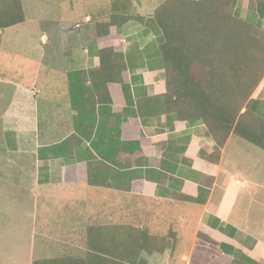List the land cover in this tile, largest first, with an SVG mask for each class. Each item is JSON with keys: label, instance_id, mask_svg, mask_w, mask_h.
Listing matches in <instances>:
<instances>
[{"label": "crops", "instance_id": "0c3cea01", "mask_svg": "<svg viewBox=\"0 0 264 264\" xmlns=\"http://www.w3.org/2000/svg\"><path fill=\"white\" fill-rule=\"evenodd\" d=\"M81 1L0 0V56L30 53L27 46L18 47L21 32L29 27L27 38L39 42L36 73L44 68L67 81V97L51 93L48 101L36 85L26 89L1 81L14 87L6 134L15 138L10 151L18 153L20 171L31 170V192L51 203L63 191V200L82 206L48 238L72 255L85 256L88 226L94 221L103 224L107 218V226L126 228L146 225L155 232L181 220L190 235L198 230L205 238L204 245L185 249V254L195 247L206 251L197 263L214 262L215 253L229 263L264 264V151L233 132L220 144L207 135L202 121H183L167 111L164 37L152 16L165 0H142L136 10L141 18L111 27L104 44L92 27L107 22L104 12L111 0H93L95 8L84 6L88 12L79 20ZM254 3L252 11L250 0H238L236 13L264 31V0ZM18 18L23 21L1 27ZM102 45L123 57L119 82H106L107 76L98 81ZM77 71L89 75L78 83L73 106L68 74ZM24 97L32 105L23 108L17 99ZM248 104L264 120V76ZM33 225L29 231L35 234ZM22 230L15 228L20 235L29 232ZM35 237L0 240V264H32Z\"/></svg>", "mask_w": 264, "mask_h": 264}, {"label": "trees", "instance_id": "16d2710c", "mask_svg": "<svg viewBox=\"0 0 264 264\" xmlns=\"http://www.w3.org/2000/svg\"><path fill=\"white\" fill-rule=\"evenodd\" d=\"M237 1L166 0L155 9L152 16L164 37L161 46L166 65L164 104L177 119L202 121L207 126V135L220 144L233 132L264 151V120L248 104L264 76V31L237 15ZM110 3L104 12L107 22L92 27L98 39H102L99 44L107 41L111 27L141 18L133 0ZM250 4L255 11L254 0ZM22 21L18 18L1 27L9 28ZM100 57L98 81L107 76L106 82H119L125 65L122 55L102 45ZM261 66L259 76L254 77ZM88 75L85 71L68 74L73 106L78 83L87 80ZM244 107L246 111L242 112ZM77 118L76 114L79 129ZM209 241L210 247H214V242ZM202 245L203 241L197 243ZM176 246L175 232L158 236L148 228L91 225L85 256L67 253L53 259H38L32 264H175Z\"/></svg>", "mask_w": 264, "mask_h": 264}, {"label": "rangeland", "instance_id": "374dc122", "mask_svg": "<svg viewBox=\"0 0 264 264\" xmlns=\"http://www.w3.org/2000/svg\"><path fill=\"white\" fill-rule=\"evenodd\" d=\"M141 1L142 0H133V6L136 10L140 7ZM81 2L84 5L77 7L76 10V19L79 20L81 18V14L88 12V9L86 10V7L84 6L92 9L95 8V5L93 6V0H82ZM106 3L107 2L105 0L104 4ZM161 4L162 1L160 5ZM156 7L158 6L156 5ZM73 14H75V11H73ZM35 27V25L32 26V30ZM28 29L29 27H26L24 32H21L22 40L18 47L27 46V50L30 53L23 52L22 55L24 56L22 57L0 56V62L2 63L0 66V240L30 241L34 235L36 236L34 250L36 260L53 259L68 252L67 250H64V248L61 247L55 240L48 237L53 236L51 233L55 226L60 224H64V226H66L67 222L64 223V221L66 219L70 221V215L80 212L82 210V206L78 203L76 205V203L63 200V197L65 196V192L63 191H61V193L59 192L58 199H55V201L51 203L44 202L41 198L35 197L36 194L31 192L34 189V187L30 184L32 178L31 170L27 169L26 171H20L21 162L19 161V158L16 160L18 153L10 151L12 148H15L12 141L15 140V138L6 134L8 124L6 112L10 109L11 105L14 104V87L1 82L3 79H7L6 81L10 80L13 83H20L24 86V88L26 87V89H31V87L36 85L37 88L42 91V97L47 101L53 93L57 95L60 94L59 99L62 100L67 97L65 88L67 81L63 75H59L58 72L51 70H49V72H44V68H42V72L36 73V63L40 58H37L34 55L39 42L34 39L27 38ZM14 41L16 43V40ZM66 59H68V57ZM70 65L71 68H73V66H77V64ZM262 68L263 66L260 67L254 77L257 78L259 76ZM17 100L21 101L20 103H22L23 108L32 105L29 104L30 102L25 97L22 100ZM50 211L53 212L52 216L47 215ZM29 212L32 213V215H30ZM104 219L106 220L102 221L101 219V221L104 222L103 224L100 221H94L95 223L92 222L89 225L107 226V220L109 219ZM32 223L35 224L33 227L36 226L35 234L34 232L31 233V231H29L32 227ZM18 226H23L22 231H26V228L29 232H22L20 235V233L15 231V228ZM140 227L141 225L138 224L134 226V229H139ZM143 228H148L151 232H153V234L158 236H165L169 232L176 233L177 246L173 258V262H175V264L181 260H183L182 264H194L195 262L197 263V258H201L206 255V251H203L198 247H195L191 254H185L187 251L185 249L189 246L188 244L195 243L197 246V243L204 241L203 239L205 238L202 234L201 238H199L200 232L198 230L196 232L193 231L190 235L188 230L189 227L181 220L167 222L163 224V226L158 227L155 232L146 225H144ZM18 230H20V227ZM45 236L47 238H45ZM73 255L81 256L78 253ZM183 255L189 256L190 259H188L190 261L188 259H183ZM212 258L214 259V262L211 264H230L227 261L218 259V256L215 253ZM197 264H206V262L199 261Z\"/></svg>", "mask_w": 264, "mask_h": 264}]
</instances>
